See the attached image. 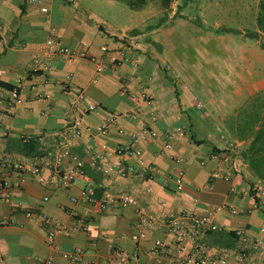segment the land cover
Returning a JSON list of instances; mask_svg holds the SVG:
<instances>
[{
    "label": "crops",
    "instance_id": "crops-1",
    "mask_svg": "<svg viewBox=\"0 0 264 264\" xmlns=\"http://www.w3.org/2000/svg\"><path fill=\"white\" fill-rule=\"evenodd\" d=\"M91 2L108 1L0 0V152L28 159L41 149L60 144L61 130L77 115L70 111L76 96L71 86L82 88L98 107L83 117L92 127L91 133L71 140L70 146L83 158L99 196L127 193L158 218L167 210H176L180 203L198 211L234 205L241 214L219 210L218 229L206 234V241L236 247L237 229L264 239V210L245 214L254 200V185L264 183L250 149L261 119L246 117L252 101L264 94V48L260 40L246 36V26L219 23L218 14H226L224 9L146 6L132 12L119 9L115 18L107 11L114 10V14L115 9H93ZM233 10L235 16L251 9ZM199 16L202 22L196 21ZM158 18L163 21L161 25L155 21ZM255 20L252 30L258 31L257 12ZM220 24L240 32L217 33L222 29ZM150 25L157 26L147 29ZM53 28L59 42L106 60L109 70L100 75L90 60L68 61L59 54L49 55L47 39ZM135 29L140 31L132 34ZM34 55L41 61L36 73L31 69ZM16 87L21 100L10 105L7 99ZM114 112L121 115L106 132H100L98 127ZM144 122L155 134L138 147L155 167L154 178L139 173L109 178L91 166V156L85 151L88 144L104 152L128 142ZM177 127L181 131L172 138V149L168 150L166 134ZM27 136L33 137L37 151L29 144L31 140H24ZM231 143L236 148L231 160L225 161L220 155ZM179 171L185 173L182 191L177 190ZM6 173L13 180L18 177L13 171ZM42 177L51 178L52 172L45 169L43 176L26 174L25 182L12 189L11 201L4 200L0 192V220L17 222L0 227L3 264H42L52 256L55 264H71L56 256L46 242L40 216L47 213L71 223L69 209L77 210L90 223V232L60 236L58 242L64 250L80 246L85 259L91 260L105 259L110 247H120L140 252L135 264H170L168 258L148 253L155 240L171 238L161 223L137 243L133 236L140 215L135 206L102 210L97 204L73 203L70 197L80 194L87 184L85 179L63 189L44 183ZM196 197L200 199L198 205L193 203ZM18 203L30 208L34 218H27L20 208L15 211Z\"/></svg>",
    "mask_w": 264,
    "mask_h": 264
},
{
    "label": "built area",
    "instance_id": "built-area-1",
    "mask_svg": "<svg viewBox=\"0 0 264 264\" xmlns=\"http://www.w3.org/2000/svg\"><path fill=\"white\" fill-rule=\"evenodd\" d=\"M39 2L40 0H33ZM2 26L0 25V29ZM47 50L49 55L59 54L68 61L76 59H87L96 64L98 74L106 73L110 65L106 60H98L85 50H78L58 41L56 30L53 28L47 39ZM34 65L32 72H40L41 61L37 55L33 57ZM115 65V63H113ZM138 66V63H135ZM76 94L70 103V111L77 113L69 123L61 130L62 142L55 147H46L41 149L32 158L15 157L10 153L0 152V192L1 197L6 201L12 200V189L14 186H21L25 182L26 174L43 176L45 169L52 172L51 178H43L44 183L55 187L70 189L80 179H85L86 185L81 188L80 194L71 196L73 203L85 202L97 204L102 210H107L110 206L133 205L136 212L140 215V221L137 224V233L133 236L135 242L139 243L147 239L148 235L158 228L159 223L170 239H157L148 250L151 255L166 257L170 264H264V239L251 236L245 229H237L234 232L238 246H215L206 241V234L218 229L216 215L219 210H228L233 214H241L240 210L234 205H221L206 207L201 211L195 208H189L182 203L178 204L176 210H167L161 218L152 213H148L138 201L127 193L118 195L97 194L94 182L85 171L83 158L71 149L70 141L78 139L84 132L91 133L92 127L88 125L83 117L88 113L94 112L98 105L89 101L87 92L78 87H72ZM127 90V89H126ZM21 100L19 87L12 90L7 101L10 105H16ZM200 107L201 104H198ZM121 114L111 113L107 122L102 123L98 130L106 132ZM155 118V117H154ZM181 128L166 134V148L172 149L171 140ZM155 131L147 123L141 124V131L135 134L131 139L115 147L106 148L104 152H97L94 145L88 144L85 148L86 153L91 156V166L109 178H127L133 174H142L150 178L155 176V167L149 164L144 157L138 144ZM33 137L27 136L24 140H32ZM235 144L231 143L221 157L225 161H230L232 152L235 150ZM216 156H219L217 154ZM135 161H132V160ZM13 171L17 174L16 179H12L6 172ZM177 190H184L185 173L179 171L176 177ZM232 191L236 189L233 187ZM254 200L245 214L254 211L264 210V183L258 182L253 187ZM45 201L49 197H44ZM200 202L199 197L194 198V205ZM166 206L165 203L162 204ZM20 208L29 219L34 218V213L30 208H25L22 203L15 206V211ZM68 214L73 221L67 222L58 219L47 213H41L42 224L45 228L46 242L54 249L55 255L68 261L71 264H135L140 259V252H129L120 247H110L109 254L105 259H85V250L77 246L71 251H66L58 242L60 236H65L73 232H90V223L86 221L75 209H69ZM17 225V222L11 219H1V226ZM54 256L42 261V264H55ZM0 264H3V257L0 256Z\"/></svg>",
    "mask_w": 264,
    "mask_h": 264
},
{
    "label": "rangeland",
    "instance_id": "rangeland-1",
    "mask_svg": "<svg viewBox=\"0 0 264 264\" xmlns=\"http://www.w3.org/2000/svg\"><path fill=\"white\" fill-rule=\"evenodd\" d=\"M108 1L106 4L100 3V2H91L90 6L93 9H115L116 13H111L114 10H107L109 16H114L116 18L117 16V10L119 9H125V11L132 12L133 10L130 9L125 3L120 1ZM259 2L260 0H173L171 7L168 9H179V7H182L181 9H224V12L226 14H221L220 11L217 17V20L219 23L225 22L228 26L237 27V26H246L248 29H245L246 31H254L252 30L256 25L255 20V14L259 11ZM147 7L149 9H164L161 6L160 0H149ZM233 9H251L250 12L242 13L238 15H234ZM231 13V14H229ZM214 14V13H213ZM120 17H124L125 15H119ZM236 18V20L232 19L233 17ZM240 16H242L240 18ZM162 17V16H160ZM156 19V23L159 22ZM202 18L199 16L197 17L196 21H201ZM213 20V19H212ZM225 25L220 24L219 28H223ZM218 28V29H219ZM259 39L262 43H264V33H261L260 37L256 38ZM254 104V107L252 105ZM264 94H260L256 96V99L252 101V103L248 107V111H246L248 114H251L253 116L254 120L261 119V116L263 114L264 108ZM256 107V109H254ZM245 112V113H246ZM251 119V118H249ZM251 119V120H253ZM253 120V121H254Z\"/></svg>",
    "mask_w": 264,
    "mask_h": 264
},
{
    "label": "trees",
    "instance_id": "trees-1",
    "mask_svg": "<svg viewBox=\"0 0 264 264\" xmlns=\"http://www.w3.org/2000/svg\"><path fill=\"white\" fill-rule=\"evenodd\" d=\"M125 3L130 9L132 10H141L145 8L148 5L149 0H116ZM173 0H160L161 6L164 9H168L171 7ZM182 7H179L181 9ZM162 19L159 20L158 25L162 24ZM157 25H150L147 27V29H152ZM257 26H258V31H247L246 36L251 37V38H258L260 37L261 33H264V0H260L259 2V11L257 14ZM140 30L135 29L132 30V34L138 33ZM217 33H239L240 31L238 29H232V28H227L223 27L222 29L216 30ZM262 48H264V43H262ZM247 118L253 119V116L251 114H247ZM261 121L258 130L255 132V137L254 140L252 141L251 144V150L254 155L252 162L254 166L256 167V170L258 169V173L260 176L264 177V111L261 116ZM254 120V119H253ZM32 141V140H31ZM32 143V144H31ZM33 147L32 149L38 150L39 146L36 144L35 140L32 142H29ZM28 144V145H29ZM26 145L28 148L29 146ZM220 151V150H217ZM223 150V152H225ZM221 152V151H220Z\"/></svg>",
    "mask_w": 264,
    "mask_h": 264
}]
</instances>
